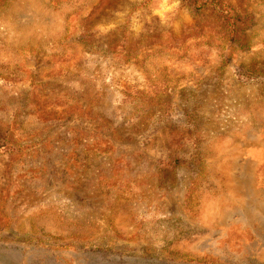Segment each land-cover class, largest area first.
Masks as SVG:
<instances>
[{"label": "rangeland", "instance_id": "374dc122", "mask_svg": "<svg viewBox=\"0 0 264 264\" xmlns=\"http://www.w3.org/2000/svg\"><path fill=\"white\" fill-rule=\"evenodd\" d=\"M222 3L234 34L182 0H0V264H264V0Z\"/></svg>", "mask_w": 264, "mask_h": 264}, {"label": "trees", "instance_id": "16d2710c", "mask_svg": "<svg viewBox=\"0 0 264 264\" xmlns=\"http://www.w3.org/2000/svg\"><path fill=\"white\" fill-rule=\"evenodd\" d=\"M188 4L195 11H202L206 9L215 10L218 15L224 19L228 18L229 21H232L233 29L231 32L233 34L237 31L240 26L239 20L242 18V14L238 10H233L231 5L224 6L222 0H182Z\"/></svg>", "mask_w": 264, "mask_h": 264}]
</instances>
